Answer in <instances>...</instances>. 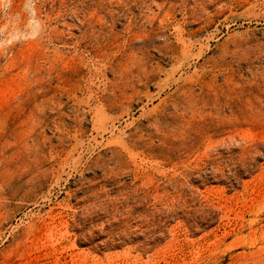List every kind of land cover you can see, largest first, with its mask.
I'll use <instances>...</instances> for the list:
<instances>
[{
	"label": "rangeland",
	"instance_id": "1",
	"mask_svg": "<svg viewBox=\"0 0 264 264\" xmlns=\"http://www.w3.org/2000/svg\"><path fill=\"white\" fill-rule=\"evenodd\" d=\"M36 12L0 31V264H264V0Z\"/></svg>",
	"mask_w": 264,
	"mask_h": 264
},
{
	"label": "clouds",
	"instance_id": "2",
	"mask_svg": "<svg viewBox=\"0 0 264 264\" xmlns=\"http://www.w3.org/2000/svg\"><path fill=\"white\" fill-rule=\"evenodd\" d=\"M11 0H0V15H3L8 21L0 31H4L7 35L8 43L25 39H36L40 36L43 26L36 12V0H24L22 9L27 16V22L23 29L17 27L19 16L10 13Z\"/></svg>",
	"mask_w": 264,
	"mask_h": 264
}]
</instances>
